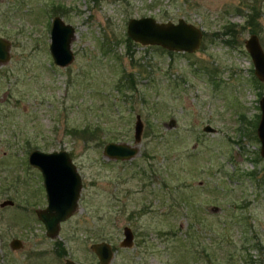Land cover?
<instances>
[{"label": "rangeland", "instance_id": "rangeland-1", "mask_svg": "<svg viewBox=\"0 0 264 264\" xmlns=\"http://www.w3.org/2000/svg\"><path fill=\"white\" fill-rule=\"evenodd\" d=\"M55 15L75 33L65 67L48 52ZM143 16L201 28L198 49L169 56L126 44L127 20ZM250 18L264 51V0H0V37L9 42L0 64V202H13L0 207V264H96L89 245L99 241L113 249L109 264H264L255 135L264 88L243 46ZM136 114L137 154L107 159L105 143L133 145ZM32 149L65 150L81 180L77 209L54 239L34 214L46 202L27 163ZM123 226L133 233L128 248L118 246Z\"/></svg>", "mask_w": 264, "mask_h": 264}, {"label": "water", "instance_id": "water-1", "mask_svg": "<svg viewBox=\"0 0 264 264\" xmlns=\"http://www.w3.org/2000/svg\"><path fill=\"white\" fill-rule=\"evenodd\" d=\"M74 28L65 23L61 17L55 15L50 19L48 52L53 64L65 67L73 60L70 49L74 38ZM126 36L134 43L142 46H158L172 52L193 53L200 45L202 30L191 23L179 18L176 22H159L150 16L129 18L125 25ZM251 64L253 75L262 83L264 88V51L254 33H250L243 41ZM9 42L0 37V64L8 60ZM259 118L255 127V135L259 142V156L264 159V92L258 100ZM170 119L168 127L173 126ZM143 124L140 116H134L132 139L133 145L126 143L107 142L102 147V155L112 160H129L134 157L138 149ZM204 132L213 133L214 128L205 124L201 128ZM27 163L35 168L41 178L45 193L46 204L34 210L37 220L44 228V235L50 239L57 237L59 225L77 209V200L81 187L80 176L65 150L43 152L32 149L27 155ZM11 200L0 202V207L12 205ZM122 238L118 243L120 248H128L133 243V233L128 226L122 227ZM9 248L17 249L21 246L18 239L9 241ZM90 251L96 257V264H109L113 249L105 241L93 242ZM64 264H75L69 259Z\"/></svg>", "mask_w": 264, "mask_h": 264}, {"label": "trees", "instance_id": "trees-1", "mask_svg": "<svg viewBox=\"0 0 264 264\" xmlns=\"http://www.w3.org/2000/svg\"><path fill=\"white\" fill-rule=\"evenodd\" d=\"M256 14V12H255V10H254V8H253V13H252V15H251V18L254 16ZM251 18L250 19H248L247 21H246V23L250 26V29H249V32L250 33H256V31H257V29H256V24H255V26H253V23H252V21H251ZM251 21V22H250ZM224 29H228V30H225V32H233L232 30H230V27L229 26H225L224 27ZM226 34V33H225ZM125 43L126 44H131V42H130V40H129V38L128 37H125ZM158 48V47H157ZM168 53V55L169 56H171L172 54H171V52H167ZM194 72H201V70L199 71L198 69H194ZM77 133H78V135H80V137H83L84 135L86 136V134H89L90 133V131H89V129L88 128H85V129H80L79 131H76ZM76 132H75V134H76ZM91 135H93L92 134V132H91ZM90 135V136H91ZM254 138H255V136H253ZM96 138H98V137H96ZM83 139H85V138H83ZM101 140H102V138L100 137V138H98V140H97V143L99 144L100 142H101ZM249 175H251L250 173H249Z\"/></svg>", "mask_w": 264, "mask_h": 264}, {"label": "flooded vegetation", "instance_id": "flooded-vegetation-1", "mask_svg": "<svg viewBox=\"0 0 264 264\" xmlns=\"http://www.w3.org/2000/svg\"><path fill=\"white\" fill-rule=\"evenodd\" d=\"M70 157V156H69ZM71 159V158H70ZM41 182H42V178H41ZM42 188H43V185H42ZM43 191H44V188H43ZM44 196H45V193H44ZM46 202V201H45Z\"/></svg>", "mask_w": 264, "mask_h": 264}]
</instances>
